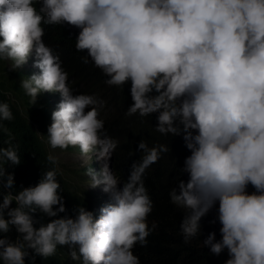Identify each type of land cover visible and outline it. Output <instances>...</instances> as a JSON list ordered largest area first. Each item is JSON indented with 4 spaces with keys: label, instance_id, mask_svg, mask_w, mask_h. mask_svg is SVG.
<instances>
[{
    "label": "clouds",
    "instance_id": "9594fccd",
    "mask_svg": "<svg viewBox=\"0 0 264 264\" xmlns=\"http://www.w3.org/2000/svg\"><path fill=\"white\" fill-rule=\"evenodd\" d=\"M45 23L80 29L76 48L87 51L83 62L90 57L107 84L131 82L128 115L159 113L157 131L184 133L189 179L170 197L190 210L181 224L185 241L201 232V218L219 202L222 239L213 232L203 244L216 255L227 249L226 264H264V0H42L39 10L35 0H0V59L20 68L35 52L40 72L21 87L34 104L42 92L61 93L48 128L51 147L94 152L104 163H94L99 173L87 170L92 188L102 185L112 197L102 209L98 204L99 219L81 206L75 218L36 228L37 210L49 217L66 211L55 169L34 187L0 193V233L14 227L21 237L0 238L4 264H25L29 250L47 258L65 245L82 264H140L132 249L149 235L153 202L142 176L159 150H149L122 185L108 163L118 142L103 131L98 108L85 111L99 101L73 95L59 55L43 40ZM11 119L8 103H0V120ZM0 159L19 164L11 146L0 149ZM0 185L14 189V173L0 167Z\"/></svg>",
    "mask_w": 264,
    "mask_h": 264
},
{
    "label": "trees",
    "instance_id": "16d2710c",
    "mask_svg": "<svg viewBox=\"0 0 264 264\" xmlns=\"http://www.w3.org/2000/svg\"><path fill=\"white\" fill-rule=\"evenodd\" d=\"M41 2L42 0H35L37 10ZM42 26L45 33L43 40L53 50L54 55H59L61 66L68 73V85L72 86L71 89L74 90L78 82L93 85L98 101L105 105L108 117L104 119L103 131L118 142L113 151L112 171L122 185L128 180L130 173L144 164L149 150H159L158 159L148 164L142 176L153 208L147 217L149 235L146 237V243L137 242L132 249L140 264H226L230 258L227 249L224 250L226 255L223 252L216 255L211 252L210 247L203 244L213 232L217 240L222 239V225L218 220L219 202L201 218V232L186 242L181 224L190 210L173 203L170 197L171 191L178 189L180 180L187 182L189 179V175L182 171L185 159L191 155L184 140V133L174 135L157 131L159 113L146 116L139 113L128 115V108L134 103L131 97V82L119 86L109 85L106 83L109 77L90 57L88 63L83 62L87 51H79L76 48L80 29L67 23H45ZM2 39L3 37H0V40ZM35 69L37 73L40 72V69ZM33 74H36L33 69H24L18 73L22 76L21 79L16 80L10 74L4 59H0V103H8L13 113V119L0 120V149L11 146L19 157V164L0 159V167L15 176L14 189L7 190L0 185V193H18L25 188L34 187L44 173L55 169L60 183L58 191L63 196L66 211L58 213L56 217H49L37 210L33 213L37 221L34 226L39 228L42 224L46 225L58 218H75L81 206L92 211L95 218L99 219L102 213L96 209V204L102 209L112 203V200L101 199L93 203L92 196L82 184L90 167L97 173L101 169L92 163L85 169L74 170L62 161L56 160L53 163L48 160L49 155L53 156V150H62L64 153L70 150L69 147L52 148L47 137L48 128L53 122V112L49 111L54 107L52 98L62 95L59 92H42L34 104L21 87V81ZM141 141L145 143L146 148L139 147ZM163 148H167V151ZM78 150H81V147H78ZM255 191V187L249 184L247 192L251 194ZM16 206L13 202L10 208ZM58 208L59 205L54 206V210ZM5 236L12 242L21 238L14 227L8 233H0V238ZM70 250L69 246H58L55 254L47 258L29 250L30 255L25 258V264H82V258L74 260ZM0 264H4L2 258Z\"/></svg>",
    "mask_w": 264,
    "mask_h": 264
},
{
    "label": "rangeland",
    "instance_id": "374dc122",
    "mask_svg": "<svg viewBox=\"0 0 264 264\" xmlns=\"http://www.w3.org/2000/svg\"><path fill=\"white\" fill-rule=\"evenodd\" d=\"M37 57L35 55V52L30 55L27 63H25L20 68L14 67V62L12 60H4L7 63V67L10 70L13 77H16L17 80L21 79L22 76H19L18 73L24 69H33L34 73H37V70L35 69V61ZM37 68V67H36ZM89 86V87H88ZM72 87V86H70ZM96 89L93 90V85H89L87 83L78 82L73 90V95H80V94H87L94 96L98 100L97 92H95ZM62 100V97L52 98V104L54 105V109H51L52 112L58 109V105L60 104ZM91 107H96L99 110V118L102 119L104 122L106 117H108V111H106L105 105L99 101L97 105H92L85 109V111H90ZM35 129H37V125H35ZM53 156L56 157V160L62 161L67 166L71 167L74 170H77L76 168L82 170L87 168L91 163L97 164L101 169L103 167V160H100L97 158L96 154L94 152L87 153V155L82 154L80 150H77L75 147L71 148V152H63L62 150H53ZM113 154L111 158L109 159L108 163L111 169H113ZM86 180L83 181V186L85 187L86 191L92 196H94V200L92 202H95L96 200L100 199H108L111 198V193L105 192L103 190V186H98L95 188L93 187L92 178L86 173ZM122 188V185H120ZM96 209L99 210V205L97 204ZM223 254L226 255V251H223Z\"/></svg>",
    "mask_w": 264,
    "mask_h": 264
}]
</instances>
